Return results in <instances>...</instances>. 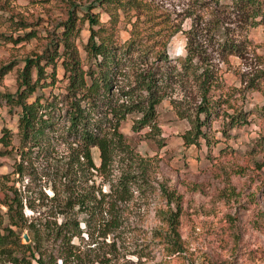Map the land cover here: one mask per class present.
<instances>
[{"label":"trees","instance_id":"obj_1","mask_svg":"<svg viewBox=\"0 0 264 264\" xmlns=\"http://www.w3.org/2000/svg\"><path fill=\"white\" fill-rule=\"evenodd\" d=\"M65 5L67 16L53 30L48 29L42 51L26 56L16 91L2 93L9 111H18L19 143L15 148L20 157L12 172L19 178L32 174L36 160H52L56 146L65 143L68 154L59 169L62 186L54 185L53 195L42 189L32 196L15 183L9 185L10 173H0V264L102 262L103 258L82 250L74 238L87 233L93 238L90 243L99 245L95 238L98 229V236L105 240L110 230L120 225L119 202L130 198L133 184L149 177L156 161V156L137 151L124 133L122 126L128 116L137 115L134 131L148 127L146 136L156 138L161 134L158 106L170 97L176 113L191 123L183 133L185 144H201L204 139L211 145L216 141L211 134L212 121L222 119L224 134L246 124L250 109L239 103L240 98L243 91L264 81V67L258 66L250 76L241 74V88L232 86L222 66L231 55L246 57L252 44L248 31L264 21V0L225 3L245 33L241 38L226 35L218 50H210L201 41L200 21L195 14L189 28L175 23L168 33L165 27L155 29L157 23L151 20L155 15L148 0H66ZM101 5L110 15L107 23L95 10ZM120 10L129 18L136 17L130 36L124 40L116 30ZM85 20L90 33L83 55L77 38ZM15 22L27 26L22 19ZM180 30L186 34V52L173 57L167 41ZM33 36L36 31L27 32L26 37ZM58 62L63 68L62 78L57 75ZM59 80L64 83L56 91ZM13 134L10 127L2 128L0 156L13 145ZM157 140L164 142L161 136ZM94 147L99 148V164L94 159ZM116 168L119 175L114 178ZM95 172L107 178L109 190L89 184ZM161 189L163 201L157 214L168 225L163 242L170 253L184 250L179 230L181 195L164 184ZM26 205L38 213L29 216ZM81 212L85 213L82 218ZM24 230L31 238L28 242H22ZM107 243L116 245L115 239Z\"/></svg>","mask_w":264,"mask_h":264},{"label":"rangeland","instance_id":"obj_2","mask_svg":"<svg viewBox=\"0 0 264 264\" xmlns=\"http://www.w3.org/2000/svg\"><path fill=\"white\" fill-rule=\"evenodd\" d=\"M148 1L155 15L151 19L157 23L155 29L165 27L167 33L174 29L175 23L189 28L195 14L200 21L201 41L210 50L220 49L219 42L226 35L241 38L245 33L234 14L224 6L229 0ZM65 4L66 0H0V133L4 126L14 132L13 145L0 156V173H10L9 185L15 183L32 196L42 189L53 195L54 185L61 188L59 169L67 158L68 145L58 144L52 160H36L33 173L19 178L18 173L12 172L20 157L15 148L19 143L18 111H9L2 93L16 91L26 56L42 51L48 29L53 30L67 16ZM85 7L79 8L80 17ZM95 10L100 11L101 20L107 23L110 15L105 5ZM129 16L120 10L116 30L121 40L131 34L136 17ZM19 19L26 21L27 26L17 24L15 21ZM81 27L77 43L85 55L84 45L90 33L88 20L82 21ZM31 30L36 31V36L26 37ZM248 34L252 44L246 57L234 54L228 63L222 64L228 84L239 88L243 86L242 73L250 76L258 66L264 67V21L250 28ZM186 39L181 30L169 38L167 49L173 57L186 52ZM57 75L63 77L60 62ZM63 83L57 82L56 91ZM243 92L239 103L250 109L249 121L224 134L222 119H214L211 134L216 141L211 145L204 139L201 144H185L183 133L191 123L176 113L170 97L158 106L161 134L156 138L146 136L148 127L134 131L132 125L137 115L128 116L122 126L124 133L137 151L156 156V161L149 177L139 179L133 184L130 198L119 202L120 225L112 228L105 240L98 236V229L95 238L99 245L90 243L93 238L87 233L74 238L91 257L103 258L102 262L91 264H264V81L259 87ZM160 136L163 144L157 140ZM93 154L99 164L98 147L93 148ZM118 175L116 168L113 176ZM89 179L95 188L109 190V182L103 175L95 172ZM162 184L181 195L179 230L184 250L173 253L168 251L162 237L168 225L157 214V207L163 201ZM2 207L6 208L4 204ZM25 210L29 216L38 213L27 205ZM84 215L81 212L80 218ZM82 225L85 226L84 222ZM25 231L22 242H28L23 236ZM114 239L116 245L112 251L107 242Z\"/></svg>","mask_w":264,"mask_h":264},{"label":"water","instance_id":"obj_3","mask_svg":"<svg viewBox=\"0 0 264 264\" xmlns=\"http://www.w3.org/2000/svg\"><path fill=\"white\" fill-rule=\"evenodd\" d=\"M23 236H24V238H25L26 240L30 241L31 238H30V236H29L28 231H25L24 234H23Z\"/></svg>","mask_w":264,"mask_h":264}]
</instances>
